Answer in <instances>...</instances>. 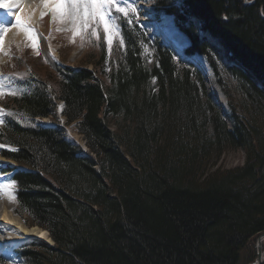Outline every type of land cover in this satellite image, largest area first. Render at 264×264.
I'll return each instance as SVG.
<instances>
[{
	"label": "trees",
	"instance_id": "obj_1",
	"mask_svg": "<svg viewBox=\"0 0 264 264\" xmlns=\"http://www.w3.org/2000/svg\"><path fill=\"white\" fill-rule=\"evenodd\" d=\"M182 1L160 2L191 38L187 52L218 72L216 46L194 17L240 64L231 71L244 98L226 91L230 120L193 62L156 37L150 65L122 16L119 62L103 49L93 68L54 62L46 77L35 67L12 77L0 153L19 166L4 171H13L20 213L54 239L19 247L29 264H242L264 231V0ZM60 101L88 152L60 123L39 121L56 119ZM241 147L242 165L213 167Z\"/></svg>",
	"mask_w": 264,
	"mask_h": 264
},
{
	"label": "rangeland",
	"instance_id": "obj_2",
	"mask_svg": "<svg viewBox=\"0 0 264 264\" xmlns=\"http://www.w3.org/2000/svg\"><path fill=\"white\" fill-rule=\"evenodd\" d=\"M160 1L161 0H114V4L109 9L107 15L112 34L111 44L108 43L109 33L105 31L104 24L102 22H98L92 17H89L86 24L83 20L73 23L70 16L65 17L63 22H60L58 18L54 19L53 11L48 9L46 10V8H44L43 12L38 14L33 21L31 20L28 22L24 20L23 22L30 25L34 31L32 33H28L21 28V40L19 42H12L3 54L0 53V125L2 124L6 111V107L3 102L6 100L7 96L16 89V87L10 82L14 74L23 75L24 72L27 74L29 70L33 71L36 68L38 73L46 77L50 72H54L52 67L54 62L65 63L73 67L87 66L89 68H93L94 63L92 62L99 59L98 57L103 49L107 52L108 62H119L125 46L120 25L121 16L129 19L130 23L135 27V31L144 46L143 57L145 60L147 59L150 65L151 62L154 61L155 52L148 44V38L151 39L152 43L154 38L162 37V35L154 29V24L157 21L161 22L160 20H162V22H166L169 27H174L179 35L181 34L183 36V40L181 38L182 42L184 41L185 43L189 40L187 42L189 43V36L179 28L175 16L168 13ZM168 1H170L173 5H177L179 7L183 6L182 0ZM55 2H60V0H56ZM141 2H144L143 5H141ZM105 3H107V0H105ZM115 5L128 7L130 10L127 12V15H125L124 13L118 12ZM131 9H134V11ZM42 13H46V15L42 16ZM150 19H152L153 22H150ZM192 20L195 23L198 32V21L194 17H192ZM30 36H32L33 39H30ZM208 36L211 42H213L216 46V50L212 52L214 61L218 66V72H216L211 61L204 54V56H201L211 67L212 73L210 70L208 76L203 69L201 70L205 73H203L205 77H209H207V85L210 93L220 105L225 116L230 120L231 106L228 102L229 97L226 91L230 90L233 97L237 100H241V102L244 98V94L238 89L239 83L236 76L231 71L232 65L236 63L238 65L240 64L230 58L231 54L225 50L224 46L219 43V40L213 34L208 33ZM4 38L5 37H1V40ZM33 42L36 43V47L32 46ZM185 45L186 43L184 44V47ZM196 66L199 67L198 65ZM255 79L257 78L255 77ZM257 82L259 83L258 79ZM220 93L222 94L220 95L222 100L219 101L215 98V94ZM63 109L64 103L60 101L57 108L56 119L50 116L41 118L39 121L46 123V125H55V123H60L65 129V137L74 143L79 144L84 153L88 152L90 149L83 133L79 129V122H68L66 115L63 114ZM119 118L121 119V117L118 116L113 117L111 121L117 122L119 121ZM43 120L45 122H43ZM3 148H8V146L0 142V149ZM245 159L246 151L244 148H230L226 150L218 160H216L217 162H215L213 167H221L223 169L235 167L242 165L245 162ZM14 166H19V164L12 158L0 153V183L5 184L9 190L15 192L17 184L12 179L13 171H4V168ZM15 212L27 226L34 227L31 226L32 223L30 216L27 213H20L19 204L16 205ZM35 238L38 237L23 240L13 246L12 244H9V242L2 241L5 238L3 239L1 236L0 264H11L12 261L10 255L14 252L17 253L15 255H17L21 264H29L18 254L17 249ZM257 238L258 235L254 236L249 243V247L243 251L242 264L254 263V261H251V253H256V259ZM262 243L264 249V241Z\"/></svg>",
	"mask_w": 264,
	"mask_h": 264
},
{
	"label": "bare ground",
	"instance_id": "obj_3",
	"mask_svg": "<svg viewBox=\"0 0 264 264\" xmlns=\"http://www.w3.org/2000/svg\"><path fill=\"white\" fill-rule=\"evenodd\" d=\"M55 1L56 0H49L50 5H54L55 3H58ZM5 2L19 4L20 8L12 9V11L16 15H19L22 21L25 20L28 22H30L31 20L33 21V19L36 18L38 14L43 12L45 8L44 0H0V3H5ZM85 2H87V0H81V3H85ZM143 3L144 2H141V5H143ZM47 9L53 11V8L51 6L46 8V10ZM6 21L9 22V30L7 31V33L0 35V40L1 37H5L2 40V43H0V53L2 54L3 52L6 51V48L10 46V44H12V42H19L22 36V31L20 32L21 28L13 26L15 24V16L8 14V12L5 9L0 8V25H3ZM149 21L153 22L152 19H150ZM154 29L161 31L165 35L166 39H168L180 53L183 52V48L185 44L184 41L182 42L183 36L181 34L180 36L174 27L173 28L169 27L166 22H162L161 20V22L157 21L155 23ZM196 61L204 70V72H206L209 76L211 70L209 64L205 62V60L202 58L201 55H197ZM220 95L222 94L221 93L215 94V98L219 101L222 100ZM10 191L11 190H9V188H7L5 184L0 183V241L2 236L3 239L5 238L2 241L9 242V244H12L14 246L23 240L32 239V237H38L50 243H53V240L50 237V233L48 229L44 227H40L38 225H31L34 227L27 226L23 222V220L19 216H17L15 212L16 205H18L17 199H15L16 191L15 192L14 191L10 192ZM263 241H264V236L261 239V242ZM15 254L17 253L14 252L12 255H10L12 261L11 264H21L20 260L17 258V255Z\"/></svg>",
	"mask_w": 264,
	"mask_h": 264
},
{
	"label": "snow or ice",
	"instance_id": "obj_4",
	"mask_svg": "<svg viewBox=\"0 0 264 264\" xmlns=\"http://www.w3.org/2000/svg\"><path fill=\"white\" fill-rule=\"evenodd\" d=\"M114 0H87L85 3H81V0H60V2L50 5L49 0H44V7H52L54 12V19H59L60 22H63L64 18L70 16L73 23L79 20H83L85 24L87 23L89 17L95 18L98 22L104 24L105 31L109 33L108 43L112 42V34L110 31L109 20L107 19L108 11L113 6ZM118 12L124 13L127 15V12L130 10L128 7H120L115 5ZM0 8L5 9L8 14L15 16V24L13 26L23 28L26 32L32 33L34 30L30 25L25 24L19 15H16L12 9H19L20 5L17 3H0ZM134 11V9H131ZM46 13H42V16ZM9 30V22H5L3 25H0V35L7 33ZM75 31V29H74ZM33 39L32 36L29 37ZM2 43V40H0ZM33 47H36V43L33 42Z\"/></svg>",
	"mask_w": 264,
	"mask_h": 264
},
{
	"label": "water",
	"instance_id": "obj_5",
	"mask_svg": "<svg viewBox=\"0 0 264 264\" xmlns=\"http://www.w3.org/2000/svg\"><path fill=\"white\" fill-rule=\"evenodd\" d=\"M201 23V22H200ZM201 28H199V30H200ZM207 31L206 30H202L201 29V33L202 34H205ZM38 226H40V225H38ZM40 227H42V226H40ZM49 233H50V231H49ZM264 236V231L263 232H261L259 235H258V238H257V245H256V248H257V257H256V259H255V261H254V263L253 264H263L264 263V249H263V243L261 242V239H262V237ZM50 237L52 238V236L50 235ZM52 240H53V243H54V239L52 238Z\"/></svg>",
	"mask_w": 264,
	"mask_h": 264
},
{
	"label": "clouds",
	"instance_id": "obj_6",
	"mask_svg": "<svg viewBox=\"0 0 264 264\" xmlns=\"http://www.w3.org/2000/svg\"><path fill=\"white\" fill-rule=\"evenodd\" d=\"M209 33V32H208Z\"/></svg>",
	"mask_w": 264,
	"mask_h": 264
}]
</instances>
